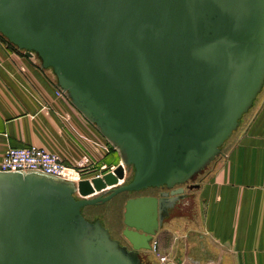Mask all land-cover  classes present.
<instances>
[{"label":"water","instance_id":"water-1","mask_svg":"<svg viewBox=\"0 0 264 264\" xmlns=\"http://www.w3.org/2000/svg\"><path fill=\"white\" fill-rule=\"evenodd\" d=\"M0 36L37 58L120 159L77 185L0 172V264H144L137 251L151 250L264 88V0H0ZM147 189L167 191L126 201L135 252L82 215Z\"/></svg>","mask_w":264,"mask_h":264},{"label":"crops","instance_id":"crops-1","mask_svg":"<svg viewBox=\"0 0 264 264\" xmlns=\"http://www.w3.org/2000/svg\"><path fill=\"white\" fill-rule=\"evenodd\" d=\"M12 49L0 40V162L8 148L35 146L79 171L102 164L93 178L109 163L118 165L117 153L109 152L94 126L56 95L52 75ZM246 116L182 202L186 213L175 221L181 233L167 228L156 235L168 261L180 256L181 264H264V88Z\"/></svg>","mask_w":264,"mask_h":264},{"label":"built area","instance_id":"built-area-1","mask_svg":"<svg viewBox=\"0 0 264 264\" xmlns=\"http://www.w3.org/2000/svg\"><path fill=\"white\" fill-rule=\"evenodd\" d=\"M8 49L11 47L7 42H3ZM14 53H18L16 49H12ZM33 61L35 57L29 58ZM56 95L66 98L65 94L56 89ZM67 99V98H66ZM68 100V99H67ZM69 101V100H68ZM107 142V141H106ZM109 148L113 149L111 145L107 142ZM120 164V161H119ZM118 164V165H119ZM110 168L107 173H112L113 170L118 166ZM0 172L4 173H40L46 176H52L55 178H60L65 181L72 182L77 185L81 180V175L83 171H79L76 168L68 167L64 165L62 160L55 154H50L43 149L37 148L35 146L23 147V148H8L2 156L0 162ZM105 173V174H107ZM104 175V174H103ZM103 175L96 176L95 178H101ZM125 177V176H124ZM87 181H91L87 180ZM125 179L118 180V184H123ZM109 189V188H108ZM156 242H152L151 251L156 254L159 264H165L169 262L161 252L156 250ZM205 264H213V262H207Z\"/></svg>","mask_w":264,"mask_h":264},{"label":"rangeland","instance_id":"rangeland-1","mask_svg":"<svg viewBox=\"0 0 264 264\" xmlns=\"http://www.w3.org/2000/svg\"><path fill=\"white\" fill-rule=\"evenodd\" d=\"M2 41V40H1ZM19 54H21V55H23V53L22 52H18ZM24 56V55H23ZM34 62H35V64L38 66V64H39V62H38V60H37V58L35 57V60H34ZM49 72V71H48ZM50 73V72H49ZM50 75H51V73H50ZM251 111V110H250ZM249 111V112H250ZM249 112L246 114V115H248L249 114ZM246 115H244L243 116V118H242V120H241V124L243 123V122H245V119L247 118V116ZM246 116V117H245ZM241 127V126H240ZM240 127H239V129H240ZM238 129V130H239ZM238 130H237V132H238ZM237 132H235L233 135H232V137L223 145V147H222V149H221V155H223L224 154V151L226 150V148H227V146L232 142V140H233V138H234V136H235V134L237 133ZM110 151H114L113 149H111V148H109V152ZM115 152V151H114ZM119 157V156H118ZM219 158V157H218ZM217 158V159H218ZM216 159V160H217ZM102 164H99V167L98 168H96V169H92V168H89V170H86V172H82V175H81V180H90V179H92L93 177H94V175H95V173L97 174V173H99V171L101 170V166ZM108 165V164H107ZM113 164H110L109 163V166H107V168L106 169H103L102 171V173L103 174H105V173H107L108 171H110V168H111V166H112ZM212 169V166L210 167V168H208V170L203 174V175H201L200 177H198L197 179H196V181H195V183L196 184H200V181H201V179L204 177V176H206L209 172H210V170ZM102 174V175H103ZM98 176H99V174H98ZM130 179H126V181H125V183H128V181H129ZM186 192V191H185ZM188 193L187 194H190L191 193V191H187ZM123 194H121V195H117L116 196V198L115 199H113L111 202H108L107 204H104V205H100V206H97V207H95V208H90V209H86L85 210V212H86V214H87V212H88V210H91V211H89L90 213H92V215H87V218L89 217L90 219H96V218H99V221L105 226V228L106 229H109L110 231H111V233H112V235L114 236V237H118V233H120V231H121V229H122V218H123V201H124V199H126L127 197H123V198H120L121 196H122ZM120 196V197H119ZM190 197H191V195H189ZM191 200H192V198H191ZM117 201H120V206H118L117 207V205H116V207L117 208H115V206L112 208V210H111V212H105L104 214H102V211H104L105 209H107L108 207H111V205H112V203H114V202H117ZM105 207V208H104ZM189 211H188V215H185L186 217H188L189 216V219H192L193 220V216L192 215H190L191 214V212L193 211L192 210V208L190 209V207H186ZM185 208V209H186ZM180 209H182V207L180 206L179 207V210ZM176 211V213L177 212H179V213H182V211ZM93 212L94 213H98V214H96V215H93ZM177 219H178V217L175 219V217L174 218H172V220H170V221H168V222H165L164 223V225L162 226V228H160L159 230H158V232H157V234H159L160 233V231H163V230H166L167 228H172V229H170V231H171V233H181V231H182V228H181V226H179V225H176L175 226V224H176V222H177ZM176 221V222H175ZM175 222V223H174ZM189 225V224H188ZM191 225H196V221L194 222V220H193V224H191ZM176 229H178V230H176ZM174 231H176V232H174ZM156 234V235H157ZM156 235H155V237H153V239H152V242H156V250L160 253L161 252V254H162V251H161V244H160V237L159 236H157L156 237ZM174 235H177V234H174ZM173 238V237H172ZM152 242H151V245H152ZM150 256H151V262H153L154 264H159V261H158V259H157V257H156V254L153 252V251H151V253H150Z\"/></svg>","mask_w":264,"mask_h":264},{"label":"flooded vegetation","instance_id":"flooded-vegetation-1","mask_svg":"<svg viewBox=\"0 0 264 264\" xmlns=\"http://www.w3.org/2000/svg\"><path fill=\"white\" fill-rule=\"evenodd\" d=\"M133 173H134V170L133 168H130L129 169V172H128V179L131 180L132 176H133ZM130 180L128 182H130ZM167 190L165 189H147V190H144V191H141V192H134V193H126V194H123L120 198H123L124 196L127 197L126 199H124L123 201V218H122V229L120 231V233H118V237H114L111 233V231L109 230V233L112 237V239L114 240H117L119 242V244L123 247H125L127 249V251H134L132 249V246L129 244V242L125 239V237L123 236V231L126 229V226L124 225V212H125V203L128 199H133V198H138V197H144V196H155L157 198H160L159 194L163 193V192H166ZM74 198L76 200H79V196L77 194L74 195ZM116 197H114L113 199H115ZM113 199H111L109 202H111ZM108 203V202H107ZM107 203H104V204H107ZM104 204H101V205H104ZM120 201H117V202H114L112 203L111 207H108L107 209H105L104 211H102V214H104L105 212H111L112 208L115 206V208H117L118 206H120ZM117 205V207H116ZM97 206H100V205H96V206H92V207H86L84 209H82V215L83 217L90 223H94V222H99V218H96V219H90L89 217L87 218V215H92V213H90L89 211L91 210H88L87 214L85 212L86 209H90V208H95ZM175 206V205H174ZM105 208V207H104ZM175 208L173 207L172 209L169 210V213H165L163 215V217H168V216H172V218L175 217V219L177 217H179L180 215H183L184 213H186L185 211L183 210H179V208H177V210L179 211H182V213H179V212H175ZM176 213V214H175ZM98 213H94L93 212V215H96ZM175 214V215H174ZM172 218H169L168 221L172 220ZM167 221V222H168ZM103 225V224H102ZM104 226V225H103ZM105 227V226H104ZM151 242H149V245L151 246ZM135 252V251H134ZM137 253L139 254V256L141 257V261L144 263V264H154L153 262H151V256H150V253H151V250H140V251H137Z\"/></svg>","mask_w":264,"mask_h":264},{"label":"trees","instance_id":"trees-1","mask_svg":"<svg viewBox=\"0 0 264 264\" xmlns=\"http://www.w3.org/2000/svg\"><path fill=\"white\" fill-rule=\"evenodd\" d=\"M0 40H2L3 42H6V40L2 36H0ZM10 46L13 47L12 45H10ZM13 49H16V48L13 47Z\"/></svg>","mask_w":264,"mask_h":264}]
</instances>
